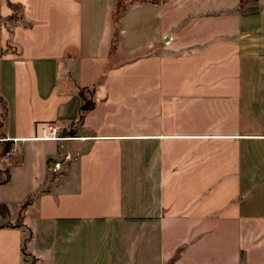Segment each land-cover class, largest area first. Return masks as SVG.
<instances>
[{
	"label": "crops",
	"instance_id": "0c3cea01",
	"mask_svg": "<svg viewBox=\"0 0 264 264\" xmlns=\"http://www.w3.org/2000/svg\"><path fill=\"white\" fill-rule=\"evenodd\" d=\"M6 1L0 264H264V0Z\"/></svg>",
	"mask_w": 264,
	"mask_h": 264
},
{
	"label": "trees",
	"instance_id": "16d2710c",
	"mask_svg": "<svg viewBox=\"0 0 264 264\" xmlns=\"http://www.w3.org/2000/svg\"><path fill=\"white\" fill-rule=\"evenodd\" d=\"M137 0H118L117 4L115 6V9L112 12V39L110 43V51L113 49L114 42L118 36L119 32V23L118 20L121 16V14L124 11L125 3L126 2H134ZM153 1V0H152ZM7 6L11 9V14L7 17L3 18V24L6 26V24L14 25L18 22L20 16H21V10L20 6L15 3H11L8 0L6 1ZM8 30L10 31V26H7ZM79 97H80V105L78 109V116L81 117L82 113L88 109H90L93 106V101L90 95V91L87 88L78 87L77 88ZM85 92L88 93V95L85 94ZM1 123V120H0ZM70 132V131H69ZM11 147V140H5L4 137L0 135V157L3 155L5 151H7ZM9 180V167L7 165H3L0 162V184L6 183ZM29 201V199H26L22 206H25V204ZM7 207L5 204L0 203V219H3L7 216ZM9 224L7 222H0V227L8 226ZM13 226H17V224H14Z\"/></svg>",
	"mask_w": 264,
	"mask_h": 264
},
{
	"label": "rangeland",
	"instance_id": "374dc122",
	"mask_svg": "<svg viewBox=\"0 0 264 264\" xmlns=\"http://www.w3.org/2000/svg\"><path fill=\"white\" fill-rule=\"evenodd\" d=\"M61 143L63 145H65L64 141H57V143ZM61 149V148H60ZM60 153L62 151H59ZM64 156L65 154H62V155H58L56 156V161L58 163H50L49 165V169H48V174H47V177H46V185H49V183L53 180L54 176L57 175V177L60 175V173L63 172V165H62V161L64 160ZM1 162V161H0ZM3 165H5L4 162H1ZM10 163V162H9ZM8 166V164H6ZM56 179H54L55 181ZM49 187V186H48ZM1 220V219H0ZM1 222V221H0Z\"/></svg>",
	"mask_w": 264,
	"mask_h": 264
},
{
	"label": "built area",
	"instance_id": "2783aa9c",
	"mask_svg": "<svg viewBox=\"0 0 264 264\" xmlns=\"http://www.w3.org/2000/svg\"><path fill=\"white\" fill-rule=\"evenodd\" d=\"M46 130L48 132V134L42 138L45 139H57L58 135H57V127L53 124H46ZM5 140H8L7 138H4ZM14 152V148L11 146L7 151H5L3 153V155L0 157V161L4 162L6 164L9 163V158L10 156L13 154Z\"/></svg>",
	"mask_w": 264,
	"mask_h": 264
}]
</instances>
